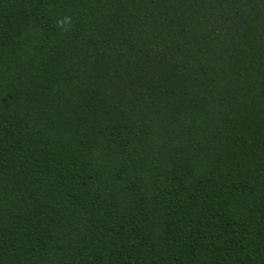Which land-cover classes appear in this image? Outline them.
I'll return each mask as SVG.
<instances>
[{"label": "trees", "instance_id": "trees-1", "mask_svg": "<svg viewBox=\"0 0 264 264\" xmlns=\"http://www.w3.org/2000/svg\"><path fill=\"white\" fill-rule=\"evenodd\" d=\"M0 264H264V0H0Z\"/></svg>", "mask_w": 264, "mask_h": 264}, {"label": "clouds", "instance_id": "clouds-1", "mask_svg": "<svg viewBox=\"0 0 264 264\" xmlns=\"http://www.w3.org/2000/svg\"><path fill=\"white\" fill-rule=\"evenodd\" d=\"M71 23H72V18L70 16H63L57 20V27L62 32L66 33L70 30Z\"/></svg>", "mask_w": 264, "mask_h": 264}]
</instances>
